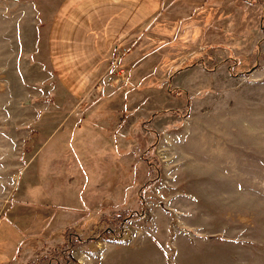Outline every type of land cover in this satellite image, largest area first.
<instances>
[{"label": "rangeland", "instance_id": "rangeland-1", "mask_svg": "<svg viewBox=\"0 0 264 264\" xmlns=\"http://www.w3.org/2000/svg\"><path fill=\"white\" fill-rule=\"evenodd\" d=\"M27 2L0 0V264H165L166 223L167 264L181 244L172 245L176 236L217 244L193 253L179 247L183 262L264 264V0H233L230 7L216 0L205 16L196 13L202 0H166L163 21L117 51L124 76L109 68L114 52L96 81L100 89L108 86L112 100L102 105V94L94 93L89 106L106 108L100 119L109 122L118 113L108 109L126 113L118 136L133 157L132 183L120 205L137 217L123 222L116 211H105L88 217L83 230H70L75 238L64 237L63 229L34 228V214L22 220L16 206L9 208L34 152L66 123L60 119L70 108L81 111L64 101L48 69L45 29L25 9ZM48 2H39L46 11ZM143 124L157 133V141ZM80 135L78 130L76 141ZM155 141L149 159L159 169L151 170L142 154ZM79 145L73 147L85 159ZM192 225L201 230L193 237ZM26 236L37 242L23 245L14 261ZM140 236L139 245H121Z\"/></svg>", "mask_w": 264, "mask_h": 264}, {"label": "crops", "instance_id": "crops-1", "mask_svg": "<svg viewBox=\"0 0 264 264\" xmlns=\"http://www.w3.org/2000/svg\"><path fill=\"white\" fill-rule=\"evenodd\" d=\"M40 1L30 0L24 3L28 5L25 9L33 10L36 15L35 22L45 29L42 39L48 69L64 95V101L70 103L72 108L81 107V111H71L70 108L67 113H63L60 121L66 123L57 125L56 130L52 131L34 152L33 158L18 176L16 188L10 196L9 208L16 206L17 215H24L22 220L27 216L31 218L34 214L33 227L43 228L44 232L52 227V230L57 232L68 227H80L83 230L88 217L92 219L97 215H104L105 211L126 210L121 208V195H124L125 189L132 183V167L128 158L132 156L120 146L118 136L126 120V113L108 109L113 115L118 113L116 121L100 119L101 112L107 109L89 106L94 93L102 94V105H109L112 96L105 90L108 86L100 89L96 81L102 76L114 52L120 48L124 49V44L152 23L163 21L168 4L166 0H48L52 7L48 6L50 11H46ZM215 2L216 0H202L198 10L210 8ZM219 3L230 7L233 0H219ZM84 127L86 129L83 130ZM78 130L81 135L76 141ZM74 141L80 144L79 148L84 151L81 152L86 156L85 159L78 157L79 153L73 147L76 144ZM149 168L153 170L150 166ZM22 180L23 192L19 199L15 200ZM158 195L160 196L159 193ZM137 197H140V194ZM198 198L201 200L202 197L198 195ZM203 199L206 201L207 198L204 196ZM57 202L68 205L62 206ZM31 208L34 211H31ZM138 214L143 217V213ZM191 221L195 223L193 219ZM17 225L20 228L18 217ZM192 226L188 230L191 237V233L198 234V231H201ZM165 235L164 260L167 264L169 223H166ZM144 236L121 245L132 242L139 245L141 242L137 240ZM29 238L32 237L26 236L25 240ZM194 238L195 236L181 240L176 236L172 245L174 242L178 244L177 240H180L179 247L192 253L200 246L217 247L213 240ZM179 247L173 248L171 264H195V260L191 262L190 258L183 262L179 257Z\"/></svg>", "mask_w": 264, "mask_h": 264}, {"label": "trees", "instance_id": "trees-1", "mask_svg": "<svg viewBox=\"0 0 264 264\" xmlns=\"http://www.w3.org/2000/svg\"><path fill=\"white\" fill-rule=\"evenodd\" d=\"M211 8V7H210ZM209 11V8H202L201 10H197L196 11V13L198 12V14H202L203 16H205V14L207 13ZM195 13V14H196ZM207 46V45H206ZM172 114H176L175 112L173 113L172 112ZM177 115V114H176ZM143 127H144V129L148 132V133H150V135H152V136H154L155 138V140L157 141V138H158V136H157V133L156 132H154V131H152V130H150L149 128L147 129L146 128V126L143 124ZM156 141L152 144V145H148L147 146V148H146V151H145V153L143 154V161L145 162V163H148L147 165H149L152 169H156V167L158 168V166L155 164V162H157V160H155L154 161V159L153 158H150L149 159V155L151 154V153H153V151L155 150V148H156ZM152 159V160H151ZM150 161L152 162V163H150ZM154 162V163H153ZM159 169V168H158ZM153 183V181H150V182H148V185L150 184H152ZM15 195H16V193H15ZM138 200L140 199V197H138L137 198ZM117 212V216H118V218H122V221L123 222H126V221H128V220H132L133 218H136L137 216H134V215H132V213L131 212H129V211H127V210H119V211H116ZM138 214V213H137ZM70 230H75L74 228H67V229H65V230H63V236L64 237H67V238H70V237H74L75 238V235L72 233L71 235L69 234L70 233ZM73 232V231H72ZM70 236V237H69ZM53 237V239H52V241H55V240H57V236H52ZM32 241H34V242H37V241H35V240H30V239H28V241L27 240H25L22 244H20L18 247H17V249H16V254H15V256H14V258H15V260L14 261H18L19 259H20V257H21V254L23 253V251H24V246H25V244H32ZM24 245V246H23ZM58 247H56L55 246V248H53V249H55L54 250V252L56 251V249H57ZM44 249H46V247L45 246H40V248H39V250L41 251V250H44ZM61 250H63V251H66L67 252V250L66 249H64L63 247H62V249ZM46 251V250H45ZM48 257V256H47ZM43 259V258H42ZM13 262V261H12ZM12 262H10V263H7V264H12Z\"/></svg>", "mask_w": 264, "mask_h": 264}, {"label": "built area", "instance_id": "built-area-1", "mask_svg": "<svg viewBox=\"0 0 264 264\" xmlns=\"http://www.w3.org/2000/svg\"><path fill=\"white\" fill-rule=\"evenodd\" d=\"M120 57H121V54H119L118 52L114 55V57L111 59V62H110V66H109V68H110V70H114V72H116V73H119L118 74V76H124V72L123 71H120V70H118V62H119V60H120Z\"/></svg>", "mask_w": 264, "mask_h": 264}]
</instances>
